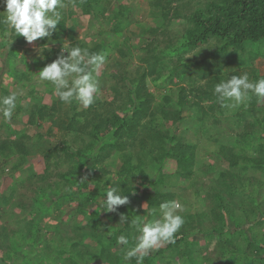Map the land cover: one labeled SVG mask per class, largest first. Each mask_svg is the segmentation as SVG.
I'll list each match as a JSON object with an SVG mask.
<instances>
[{
	"label": "trees",
	"instance_id": "16d2710c",
	"mask_svg": "<svg viewBox=\"0 0 264 264\" xmlns=\"http://www.w3.org/2000/svg\"><path fill=\"white\" fill-rule=\"evenodd\" d=\"M77 1L80 2L85 14L95 17L107 14L110 23L108 29L110 37L114 38L117 34L130 29L127 21L133 19V15L129 7L119 4L118 7L111 8L110 1L112 0H109L107 4H103V0ZM147 1L150 7L149 18L154 26L152 30L142 27L144 33L154 34L160 24H166L168 29V25L173 24L174 19H181L183 28L177 35H170L165 30V38L162 36V38L147 41L146 54L141 57L140 68L119 70L113 75V78L117 79L118 89L120 82L128 85L127 95H131L135 102L130 112L120 114L117 110L112 111L111 106H106L99 100L83 111H74L72 115L69 111L64 112L69 116V122L64 125V129L78 136L84 124L85 128L90 129L88 132L90 134L84 133L92 138V142L88 143L87 148H82L75 142L71 144L62 136L63 140L46 155L45 174L37 178L39 186L37 196L33 198V208L38 214L48 207L47 204V207L44 206L45 203L40 198L44 191H54L55 187H64L70 183L71 177L77 179V184L71 192H65L64 196L77 192L80 198L82 197L77 204L75 217L83 216L82 220L86 219V223L79 224L75 234L66 236L72 248L65 247L63 237L57 238L60 243V253L68 254L65 264L67 262L68 264H90L86 260L90 262L102 260V264H126L123 259L124 254L135 245L134 237L138 234L132 227L131 220L136 218L152 220L159 213L150 216L148 209H158L161 202L176 201L177 198L175 191L162 188L165 180L160 178L156 180L152 188L143 189L139 197L145 202L146 208L145 210L138 208L131 180L132 175L137 174L138 170H144L148 163L157 165V168L161 169L163 162L175 161L176 175L180 178H191L195 173L196 145L176 131L179 122L186 116L190 117L191 109L194 107H198L200 111L197 116L199 123L205 122L208 112L214 115H218L217 111L220 115L225 113L228 107H222L218 103L213 87L216 83L228 79L225 69L227 70L229 66L238 63L243 68L245 67L249 80L252 82L264 77V74H259L257 68L252 66L253 59L261 53L260 46L264 45V0ZM6 29L7 27L3 25L2 30L6 31ZM74 35L73 24H67L66 16H62L60 24L57 25V31L53 32L54 40L61 41L66 36L72 41L73 46L88 49L90 53H101L102 43L100 41L89 45L75 40ZM213 39L218 42L213 50L204 56L197 52L192 57L185 58L184 53L199 45L209 43ZM126 43L122 42L121 47H117L118 55L123 59L122 62L116 59L117 66L123 65L125 59L132 54V48L129 45L126 46ZM164 69L176 76L177 81L174 84L179 85V94L175 98L173 94L164 93L163 97L157 100L148 81L156 82L165 72ZM183 83H187L191 89H187ZM3 90L7 94V88ZM118 93H121L120 90ZM189 94H192L195 99L190 100ZM72 109L78 110L77 105L73 104ZM56 111L55 106L48 107L45 104H38V116L32 123L41 126L46 121L44 119L48 115H55ZM244 112H240L241 120ZM35 114L34 111L33 116ZM15 116L16 113L13 114L12 119H15ZM81 118L86 119V123H80ZM168 121H171L170 125ZM246 127L247 129L253 127V123H247ZM44 135L54 136L55 132L50 128L38 133L39 138ZM31 138L32 136L27 135L23 146L18 143V140L1 144L0 163L8 162L15 154L27 156L31 152L30 146L32 145L29 143ZM243 138L246 137L243 136ZM244 141L248 144L247 140ZM235 147L236 143L232 146H224L221 151V155L229 162L230 167L218 170L217 183L211 185L212 205L209 211L203 212L198 217L191 214H180L185 222L175 234V243H167L164 248L160 247L158 250L150 251L145 256L143 264H157L156 258L159 255L169 257L173 252L179 256H187L188 261L194 263L192 256L195 254L196 247L193 243L190 244L185 237L195 233L196 230L205 234L212 231L216 233L218 255L222 258L223 264H238L237 261H243L244 264H264V232L260 233L256 229L264 226V208L262 211L259 208L264 207V200L257 203L251 200L247 209L244 198L236 199L237 195L244 193L233 186L238 181L243 183V175L237 172L238 169L246 170L249 167L262 169L264 167V144L259 146L257 150L259 155L256 156L236 152ZM54 158L57 159L53 160ZM117 158L121 161L119 169L115 167ZM242 159L249 165H242ZM64 162L69 165L68 170L61 173L64 181H49L54 171L59 169ZM80 185L85 189H80ZM112 186H119L121 192L128 196V204L119 206L116 212L101 210L98 215L90 216V209L97 208L100 211L103 199L106 198L104 192ZM60 193L61 191H58L54 194ZM55 200L51 198L50 201ZM256 206L259 208H257L258 212L254 211ZM121 213L127 217L124 222L120 221ZM237 217L241 218L245 227L247 241L245 252H241L240 232L235 228ZM207 220L210 221V225L208 224L209 227L205 228L202 224ZM68 226L70 227V224ZM217 227H221L222 230L218 231ZM119 235H125L129 244H117ZM82 243L98 245L100 248L89 252L80 248ZM182 244H185L184 250L181 249ZM170 249L171 252L165 255V251ZM11 260L13 259L9 254L0 256V264H15ZM127 264H136L135 258Z\"/></svg>",
	"mask_w": 264,
	"mask_h": 264
},
{
	"label": "rangeland",
	"instance_id": "374dc122",
	"mask_svg": "<svg viewBox=\"0 0 264 264\" xmlns=\"http://www.w3.org/2000/svg\"><path fill=\"white\" fill-rule=\"evenodd\" d=\"M108 1L103 0L102 3L107 4ZM110 3L111 8L118 7L119 4L129 7L133 15V19L127 21L130 29L117 34L114 38L109 36L110 23L107 14L101 17L85 14L80 2L77 0L64 1L65 6L62 8L63 10L61 9V14L66 16L67 24H73L75 40L89 45L99 41L102 43L101 53L105 54L106 59L96 70L98 80L96 100L106 106H111L112 111L117 110L120 114H123L130 112L132 104H135V102L131 95H127L129 93L128 85L120 82L118 89L117 79H114L113 75L118 73L119 70L140 68L141 57L146 54L147 41L162 38V36L165 38V30L170 35H177L183 25L181 19H174L173 24L168 25V29L166 24H160L154 34L144 33L142 27L152 30L154 26L149 18L150 7L147 0H112ZM4 7L3 0H0V20L3 19ZM3 25L5 24L0 23V97L16 93L17 107L14 112V115L16 113L15 119L5 121L3 116L0 115V145L18 140V143L23 146V143L26 142V136L29 135L32 136L29 141L32 146H30L31 152L27 156L23 157L15 154L8 162L0 163V256L9 254L13 259L11 262L15 264H65L68 254L60 253V243L57 238L59 236L63 237L65 247L72 248L66 236L75 234L78 231L79 224L86 223V219L82 220L83 216L75 217L77 204L82 197L80 198L77 192L69 194L77 184V179L71 177L70 183L64 187H55L54 191L52 190L53 192L51 190L44 191L40 198L45 203L44 206L47 207V204L48 207L44 212L38 214L36 209L33 208V198L37 196L39 186L37 178L39 175L45 174L46 155L63 138L69 140L71 144L75 142L82 148H87L88 143L92 142V138L84 133L90 134L88 133L90 129L85 128L84 124L78 136H74V132H68L64 129V125L69 122V116L64 112L69 111L72 115L74 111H83L85 108L75 99L70 104L60 101L53 94V85L48 81L39 79L38 71L46 63H50L56 58L61 51L62 44H67L70 47L75 46L66 36L61 41H56L53 38L51 40L42 38L30 44L26 42L23 36H15L7 25H5L7 27L6 31H3ZM122 42H127L126 46L129 45L132 48V54L125 59L123 65L117 66L116 59L119 62L123 60L117 52V47H121ZM44 43H48L51 50L46 49L44 52L45 58L41 59L36 50L39 47H44ZM217 43L213 39L209 43H204L189 50L184 53V56L185 58L192 57L197 52L204 56L213 50ZM260 48L261 53L253 59L252 66L257 68L259 74H264V45H261ZM245 70V67L243 68L235 63L229 66L227 70L225 69L226 72H223L230 78L232 75H241L247 72ZM170 74L171 72L166 70L156 82L148 81V85L156 94L157 100H160L164 93L173 94L175 98L178 96L179 85L174 84L177 78L174 74ZM183 85L187 89H191L187 83H183ZM5 87L8 90L7 94L3 90ZM119 90L120 94L118 93ZM249 97L239 106H229L222 115L218 111V115L208 112L203 123H199L197 119L200 114L198 107L191 109V116H186L184 120L180 121L176 131L196 145L194 175L188 179L180 178L175 172L177 169L175 161L163 162L161 169H158L157 165L148 163L144 170H138L137 174L132 175L131 180L133 181L137 207L145 210L146 205L139 197L140 194L143 189L152 188L157 179L163 178L165 182L162 188L175 191L176 201L184 207V211L179 214H191L198 217L203 212L209 211V207L212 205L211 185L217 183L218 170L229 169L230 167L229 162L221 155L224 146H232L236 143V152H245L250 156H256L259 155L257 151L259 146L264 144V99H258L253 94H250ZM189 98L190 100L195 99L192 94H189ZM38 104L57 107L55 115H48L41 126L32 123L38 116ZM73 104L77 105L78 110L72 109ZM244 110L246 111L244 112ZM34 111L36 112L35 116H33ZM240 112H244L242 113V120L240 119ZM85 120L81 118L80 123H86L87 120ZM62 122H64L63 125ZM250 122L253 123V127L247 129L246 124ZM167 123L170 125L171 121ZM50 128L54 130V136L44 135L42 138L38 137V133L47 131ZM246 132H250V134L247 135ZM62 136L64 137L62 138ZM243 136L246 138H243ZM244 140H247L248 144ZM23 159L25 161H22ZM241 164L248 163L242 159ZM120 165L121 161L117 158L115 167L119 169ZM68 168L69 165L64 162L59 169L54 171L49 181L63 182L64 179L61 173L67 171ZM237 172L242 173L243 183L238 181L233 186L244 194L237 195L236 199L244 198L247 209V205L251 200H254L255 203L264 200V167L262 169H252V167L246 170L238 169ZM79 188L82 189L83 187L80 185ZM58 191H61V193L55 195L54 193ZM65 192H69L67 193L69 195L64 196ZM51 198L56 200L50 201ZM257 208L256 206L254 211L258 212ZM259 208L262 211L264 207L260 206ZM89 212L90 216L99 214L98 209L95 211V208L90 209ZM240 217L236 218L235 228L240 232L241 252H245L247 241L245 239L244 223H242ZM77 219L83 223H80ZM147 220L151 219L148 218ZM68 224H70V227ZM208 224L210 225V221H203L202 226L207 228L209 227ZM256 229L260 233L264 232V226L260 228L261 230ZM217 230L221 231L222 228L217 227ZM213 233L212 231L205 234L196 230L195 233L185 237L190 244L193 243L196 247L195 254L192 256L194 263L188 261L187 256H179L176 252H173L169 257L159 255L156 258L157 264H223L222 258L218 255L216 244L218 236ZM102 242L106 243V241ZM166 244L161 247H166ZM181 247L184 250L185 244H182ZM80 248L93 252L98 250L100 246L82 243ZM170 252L171 249L165 251V255ZM86 261L90 264H102V260ZM237 262L238 264H244L243 261Z\"/></svg>",
	"mask_w": 264,
	"mask_h": 264
},
{
	"label": "clouds",
	"instance_id": "9594fccd",
	"mask_svg": "<svg viewBox=\"0 0 264 264\" xmlns=\"http://www.w3.org/2000/svg\"><path fill=\"white\" fill-rule=\"evenodd\" d=\"M3 3L5 7L0 23L7 25L15 36H23L30 44L42 38L52 39L53 32L57 31V25L62 19L60 9L65 6L64 0H3ZM44 45L36 50L41 59L45 58L46 49L51 50L48 43ZM105 59L106 56L103 53H90L88 49L62 44L61 51L56 58L38 71L39 79L53 85V94L60 101L70 104L75 99L87 109L97 99L95 95L98 91L96 70L105 62ZM213 93L222 107L239 106L250 98L249 93L258 99H264V77L252 82L246 72L241 75H232L216 83ZM16 107V93L0 97V115L5 121L12 119ZM104 193H106V198L103 199L99 212L101 210L116 212L119 206L129 202L128 196L121 192L119 186H112ZM183 211L184 207L178 201H164L159 204L158 209H148L150 216L159 213L154 219L131 220V225L138 234L134 237L135 245L124 254L123 259L126 264L133 258L136 264H143L145 256L150 251L158 250L166 243H175V234L185 222L184 217L179 214ZM126 220L127 217L121 213L120 221ZM117 244L128 245L129 240L125 235H119Z\"/></svg>",
	"mask_w": 264,
	"mask_h": 264
}]
</instances>
